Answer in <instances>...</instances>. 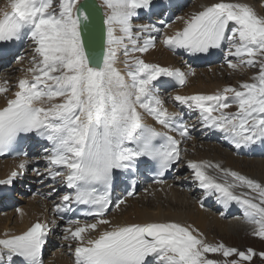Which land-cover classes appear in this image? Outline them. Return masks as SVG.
I'll list each match as a JSON object with an SVG mask.
<instances>
[{
    "label": "snow or ice",
    "instance_id": "snow-or-ice-1",
    "mask_svg": "<svg viewBox=\"0 0 264 264\" xmlns=\"http://www.w3.org/2000/svg\"><path fill=\"white\" fill-rule=\"evenodd\" d=\"M151 3L104 0L106 47L101 51L105 30L96 23L99 9L93 0H9L6 7L11 11L5 10L0 18V42L27 35L35 45V55L26 69L30 77L18 80L14 98L0 108V155L29 133L51 143L43 158L47 176L63 179L72 190L61 197L55 211L64 214L74 211L73 204L85 205L90 209L85 215L95 219L94 223L69 220L64 228V240L76 242L75 264H250L254 256L264 257V252L209 242L192 225L176 221L113 225L105 218L113 206L120 208L134 195L128 191L113 200L115 170L136 169L141 158L147 157L162 177L181 160V142L191 139L192 126L176 123L180 114L164 106L154 83L164 76L184 85L188 74L134 55L155 47L153 32L163 33V43L170 48L190 54L207 53L227 41V56L238 59L236 63L228 59L230 68L258 66L252 82L212 94H177L173 99L198 110L203 125L223 132L237 149L264 141V15L243 0H217L187 19L177 17L184 26L171 35L150 24L139 25L141 31L134 32L133 18ZM145 32L149 35L141 44ZM121 48L126 73L115 66ZM7 85V81L0 85V93L9 91ZM233 104L236 111H227ZM146 116L162 130L145 123ZM22 155L27 157V153ZM28 164L22 160L19 169L26 170ZM188 167L207 194L219 193L217 199L225 206L237 202L246 221L256 226L253 235L264 238V183L218 163L189 161ZM208 169L217 170L223 180ZM34 171L44 175L39 169ZM18 175L20 171H13L0 184H10ZM236 188L247 191L237 194ZM101 226L108 227L90 238ZM49 231L48 223L37 221L22 234L5 233L0 238V264L5 259L11 264L17 257L23 264H43ZM210 253L226 259H211Z\"/></svg>",
    "mask_w": 264,
    "mask_h": 264
},
{
    "label": "bare ground",
    "instance_id": "bare-ground-1",
    "mask_svg": "<svg viewBox=\"0 0 264 264\" xmlns=\"http://www.w3.org/2000/svg\"><path fill=\"white\" fill-rule=\"evenodd\" d=\"M215 2H217V0H194L191 8L188 11H186L185 13L186 15L184 18L187 19L188 15H190L191 13L200 11L202 10L204 6H207ZM243 2L249 3L256 10V12L259 15H261V10H260L261 6L259 3L260 2L259 0H243ZM0 3H1L0 4V17H1L3 15V12L5 10H8L10 7H6L9 4V0H3ZM178 21H179V24L172 26L171 29L169 30L168 32L169 35H171V33L176 31L177 29H180V27L184 24L183 20L178 19ZM31 42L33 41L31 40ZM121 50L118 54L119 58L115 66L122 73H126L128 69L124 65V60L122 59L124 57L121 55V52H122ZM173 50L174 49L170 48L169 46L165 44L164 48L162 47L158 52L153 53L149 60L151 62L154 61V64H156V62H159V64L163 67L179 68L175 59H178V56L182 58L183 54L182 52H178V51L173 53ZM178 53H180L181 55ZM153 56H156V57H153ZM189 67H191V65H188L187 69L186 68L184 69L189 70L190 69ZM5 70H8L10 73L15 72L14 67L8 68ZM200 76L201 75L199 74L198 68L194 69V74L190 73L187 75L186 82L188 83V87L184 86L182 89L179 88L180 90L176 91V94L181 95L179 92H186L187 88L189 87L190 88L193 87L197 89V91L210 92L211 90H213L211 88V85L209 88L207 87L202 88L201 82H199L197 86H193V84L190 83V78H193V77L200 78ZM167 79L168 81H170L169 77H167ZM157 82L161 83V80ZM213 84H216L219 89L221 88L220 81L216 80V82H214ZM172 86L174 85L172 82H170V88ZM18 90H19L18 88H15V91L7 92L8 97L5 96V93H0V108L4 107L7 104V101L9 99H12L14 97V93ZM160 96L163 100L166 101L165 96H163L162 94H160ZM164 105H165V102H164ZM145 122L151 123L153 126L158 127L157 122L151 116H146ZM48 145H50V142H47V146ZM185 148L187 149L188 146L186 145ZM206 157L207 155H203L201 153L195 157L193 156L192 161H203L202 159ZM12 163H16V162L11 161V160L4 161L0 159V180L6 179L11 175V173L13 172V167H15V164H12ZM247 165L262 166L264 165V162L262 160H257V161L251 160L249 161ZM186 166L188 167V164ZM189 171L190 172H188L187 176H192L191 172H193V170L190 167H189ZM192 179L194 178L188 179L187 183L191 182ZM61 181H63V179H61ZM171 182L172 181L165 182L163 184L155 185L153 187L147 186L148 189H150L151 191L146 192L144 197L137 196L139 194L138 192V194L134 196L133 198L127 199V202H126L127 206L125 204V205H122L120 208H118L117 215H112V217L106 216L105 218L110 219L113 225H116V224L125 225V224L134 223V222L144 223V222L176 221V222L192 225L195 228L199 229V231L204 234L207 240L212 243H214L216 240L215 238H213V236L215 237V235L212 233L213 231L222 232L223 234L225 233V235L227 234L228 237L229 235L235 234L236 232H238V234L244 233V235H246L248 234V231L250 230L251 226H253L252 224H249L246 220H242L240 218V215L243 212V209L240 207V205L237 202L233 201L229 203L227 206H225V211L236 212L235 214H238L239 215L238 217L231 218L230 216L226 218L225 214L227 213L225 214L223 213L224 215L223 217H221V215H216L214 212H211L210 209L206 210L198 205L199 201L194 200L195 198H193L198 193L194 194L193 192H190L188 190H185V189L182 190L181 185H179L178 183L175 184L174 182L173 183ZM197 184H198L197 186L200 185L198 180H197ZM237 193H240V192L238 191ZM150 198L151 199L153 198L154 200L150 201ZM35 200H37V197H35ZM129 203H131V205H129ZM45 206H47V203L44 204V207ZM39 213L40 211H35L32 200L29 201L28 208L22 207L18 211V217L15 220L14 228L9 227L8 224L0 226V238L4 237L5 233L12 234V233H17V232L24 230L34 220L41 217L39 216ZM94 222L95 220L89 223H94ZM48 225H49L50 231H53V228L56 226L55 223L49 222V220H48ZM105 227H108V226H101L100 229H98L97 231L93 232V234H91L90 238L98 237L101 231H103V228ZM58 230H61V229L58 228ZM49 249H50V246L48 245V249H47L48 254H49ZM69 252L70 250L67 251L66 254H62L61 251H55L53 253H50V255H48L46 258L45 264H75V256L70 258ZM72 253L74 255V251H72Z\"/></svg>",
    "mask_w": 264,
    "mask_h": 264
},
{
    "label": "rangeland",
    "instance_id": "rangeland-1",
    "mask_svg": "<svg viewBox=\"0 0 264 264\" xmlns=\"http://www.w3.org/2000/svg\"><path fill=\"white\" fill-rule=\"evenodd\" d=\"M1 1H3V0H0V2ZM259 1H260L259 2L260 6H261V9H260L261 10V15H264V0H259ZM191 6H192V4L190 5V7L185 8V9L181 10L180 12H179V10L177 12L175 10H173L172 11L173 13L170 16V18H172L173 14H175V15L178 14V17H185L186 11H188L191 8ZM153 9H156V7L154 5H153L152 9L148 8L147 10L151 11ZM144 10L145 9H143V8L139 9L138 10V15L133 18L132 23H133V25L136 26L133 29L134 32L141 31L138 26L142 22V20L140 18L142 17ZM182 11H183V13H182ZM165 24H167V23L159 22L156 17H152L151 18L150 25H155L158 28H162L164 30V32H166L167 34H168V32H169V30L171 29L172 26H174L176 24H179V21L176 18L175 22L169 24L170 27H166ZM118 34H120V33H117V35ZM148 35H149V33H146V32L142 33V35L140 37V43L141 44L143 43L144 39L147 38ZM151 35L156 36L155 47L149 48V50L146 53H142V54L141 53H134V55L140 56L142 59H144L148 63H154V61L151 62L149 60L151 58V55L153 53H155V52H158L162 47L164 48V45H165L163 43V33L157 34V33L153 32V33H151ZM126 43H128V42L126 41ZM121 51L123 52V50H121ZM174 51L177 52L176 49H174ZM122 52H121V55L124 57L122 59L124 60V65L126 66V64H125L126 57L123 55ZM178 54H180V53H178ZM33 55H35L34 48H33V52L32 53L26 55V57L22 61H19V63L16 65V67H14L15 68L14 69L15 72H13V73L11 72L10 73L8 70L6 72H4L3 75L5 76V79H10V75L13 76L12 79L14 80V83L16 82V84L14 85V89L17 88L16 85H17V82H18L19 79L25 78L26 76L30 77L31 74L27 73L26 69H28L29 67L32 66L31 57ZM153 57H156V56H153ZM175 60H176L177 64L180 63V62L177 61V59H175ZM156 64H159V62H156ZM10 68H12V67H10ZM189 68H190L189 70H186L187 68L184 69V71L186 70L185 72L187 74L192 73V70L196 69L192 65ZM198 70H199V74L201 75L200 78H194V77L190 78V83L193 84V86H197L199 84V82H201L202 83V85H201L202 88H206V87L209 88L210 85H211V88L213 90H211L210 92L197 91V89H195L193 87L192 88L189 87L190 89L187 88L186 92H179L181 95H193V94H197V93L212 94V93H215L218 90H222L223 88L227 87L225 85L232 84L238 78H247V80H251L252 77L255 75L253 69H247V70L239 69L238 73H236L234 75L233 73H230L231 68L228 69V65H222L219 68H217V65H214V66H211L210 69H206V67H202V68H200ZM229 73L231 74L230 76H229ZM161 78H166V80H167V77L162 76V77L159 78V80H161ZM197 79H199L200 81L197 80ZM216 80L220 81V83H221V85H220L221 88L220 89L217 87V85H216L217 83L213 84L214 82H216ZM154 83L157 84L156 86L162 85V84L158 83L157 81L154 82ZM3 84H4V82L1 81L0 85H3ZM7 86L8 87L12 86V84L8 83ZM165 86H166L165 89L167 90V93L166 92L165 93L160 92V94H162L163 96L166 97V94L168 96L167 99H166L167 102L164 100V102H165L164 106L167 107V109L170 112L172 111V112L179 113V110H180L181 106L178 107L175 104L173 97L175 96L176 91L182 89L184 86L188 87V83L186 82V85H184L180 89L175 87V86H172L170 88V82L169 81H168V84H167V81H166ZM168 92H170V93H168ZM5 96L8 97V94L5 93ZM192 110L196 111V114H197L198 117L200 116L198 114L199 111L196 110V109H189L188 108L186 110V112L187 113H191ZM195 119H198V118L194 117V118L187 119V120L189 122H193V123L197 124L198 121L194 122ZM197 143H198V147L197 148L194 147L196 149V153L193 154L194 157L197 156L198 154L202 153L203 155H207L206 158L202 159L203 161H208V162H210L212 164H217L218 163L223 168L231 169L233 171L239 172L242 175L249 176V177H251L253 179H256V180L260 181L261 183H264V165H262V166H250V165H247L249 163V161H251V160H256V161L257 160H262L264 162V156L256 157V158L254 156H250L249 158H247L244 155H239V154L234 155L233 153L229 152L224 147L219 146V145H215V144H212V143H207L206 141L197 142ZM187 146L189 147V145H187ZM47 147L50 150L51 147H52L51 143ZM2 160L6 161V160H9V159H2ZM186 170L188 172H190L189 171V167H187V166H186ZM207 171L211 175H214V173H218L219 175H222L221 173H219L215 169H208ZM30 175H31V173L29 174V176ZM191 175L192 176H190V177L194 178V173L193 172H191ZM4 180L5 179L0 180V181H4ZM60 180H61V178H60ZM1 185L2 184H0V189H1ZM197 185L198 184L196 182V185H194L192 187V191H190V192H193L194 189H197L196 193H198V194L195 197H193V198H195L194 200H198L199 201L198 205L201 206V202H203V206H201L203 209H206V210L210 209L211 212H214L216 215H221V217H223V215L225 213L222 212L220 209L222 208V209L225 210V205L220 200H218L217 197H215V194H218V193L207 194L205 189H202V193H200V190H198V189L201 188V187H200V185L199 186H197ZM239 189L241 190V192L239 191ZM243 189L244 188H236L235 192L237 193L239 191L240 193H242V192H246L247 191V189H244V190ZM182 190H183V188H182ZM186 190L189 191V189H186ZM19 191L20 192H25L24 189H21ZM142 193H144V192H141L139 194L142 195ZM2 194L3 193L1 191L0 195H2ZM24 194L27 196L26 198H24V202L15 201L13 199L9 200V198H7V200L5 202L0 201V207H4L2 210H0V226L8 224L9 227H13L14 228L15 220L18 217V210H20V208H22V207L28 208L29 201H31V200L33 202L35 211H40V213H41V212H44L47 209V206L44 207V204L47 203V205H48V203L50 202L47 196H46V198L44 200H42L40 197L37 198V200H35V197H33V196L30 197V194L28 192H26ZM139 194L137 196H140ZM19 199H21V197ZM153 200H154L153 198L152 199L150 198V201H153ZM167 203H169V202H167ZM214 204H215V206H213ZM129 205H131V203H129ZM14 206L16 208L17 207L18 208L17 209L13 208ZM126 206H127V204H126ZM237 209H239V208H237ZM117 210H118V208L115 210L114 213H113V211L111 213H109L108 216L112 217V215H117ZM45 212H47V211H45ZM225 215H226L225 216L226 218L231 216V215L228 216L227 214H225ZM236 215L237 214H234V217H231V218H236ZM39 216H40V214H39ZM49 222H51V220H49ZM255 227H256L255 225L251 226L250 230L248 231V234H246V235H244V233H242V234L239 233L238 234V232H236V233L234 232L235 234H231V235H229V237H228L227 234L225 235V233L223 234L222 232H214L213 231L212 233L215 235V237L213 236V238L216 239L214 243H219V241H220V242H223L226 246L237 248L240 251H245V250H247L249 248H252V249H254L256 251V253L264 252V238H260V237H257V236L253 235V229ZM64 235L65 234H63V233L61 235V230H57V234L56 235H50V236H53L54 242H51L52 249L49 252V255H50V253H53L55 251H61L62 254H66L67 251H69V250L73 251L72 248L71 249H67V248H70L69 245H72V246L75 245L76 246L75 241H66V240H64V238H63ZM58 239H59V241H61L62 244H66L63 248L58 243ZM208 255H209V258L215 259V260H218V261H223V260L226 259L220 253H210ZM235 258L236 257L233 256V257H229L227 259H235ZM246 263H248V262H246ZM250 264H264V257L256 255V256L253 257L252 262H250Z\"/></svg>",
    "mask_w": 264,
    "mask_h": 264
},
{
    "label": "water",
    "instance_id": "water-1",
    "mask_svg": "<svg viewBox=\"0 0 264 264\" xmlns=\"http://www.w3.org/2000/svg\"><path fill=\"white\" fill-rule=\"evenodd\" d=\"M103 43H104V39L101 41L102 48H103Z\"/></svg>",
    "mask_w": 264,
    "mask_h": 264
}]
</instances>
